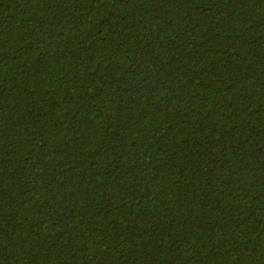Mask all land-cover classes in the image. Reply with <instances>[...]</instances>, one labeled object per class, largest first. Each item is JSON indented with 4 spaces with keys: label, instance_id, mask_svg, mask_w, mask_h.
Segmentation results:
<instances>
[{
    "label": "trees",
    "instance_id": "trees-1",
    "mask_svg": "<svg viewBox=\"0 0 264 264\" xmlns=\"http://www.w3.org/2000/svg\"><path fill=\"white\" fill-rule=\"evenodd\" d=\"M0 264H264V0H0Z\"/></svg>",
    "mask_w": 264,
    "mask_h": 264
}]
</instances>
